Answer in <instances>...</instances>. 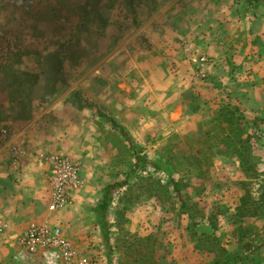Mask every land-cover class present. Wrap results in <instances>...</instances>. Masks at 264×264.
<instances>
[{
    "label": "rangeland",
    "instance_id": "374dc122",
    "mask_svg": "<svg viewBox=\"0 0 264 264\" xmlns=\"http://www.w3.org/2000/svg\"><path fill=\"white\" fill-rule=\"evenodd\" d=\"M12 3L26 15L35 6ZM51 6L54 29L66 38L53 47L59 55L50 58L52 77L78 84L72 105L87 113L82 132L73 131L75 153L82 190L98 196L78 217L90 230L84 245H72L77 264L191 262L189 248L202 244V234L232 243L243 193L257 209L243 223L256 228L253 239L262 244L264 125L252 124L264 120V0H52ZM2 78L27 85L34 75ZM171 181L179 183V196ZM17 255L10 264H35Z\"/></svg>",
    "mask_w": 264,
    "mask_h": 264
},
{
    "label": "crops",
    "instance_id": "0c3cea01",
    "mask_svg": "<svg viewBox=\"0 0 264 264\" xmlns=\"http://www.w3.org/2000/svg\"><path fill=\"white\" fill-rule=\"evenodd\" d=\"M34 1L31 14L26 15L13 5V0H0V29L16 35L21 51L0 72V128L11 122L23 150L18 164L12 165L7 151L0 149V264L11 263L16 239L33 225L60 227L74 247L84 245L90 229L82 227L78 217L93 198L98 202L97 195L81 190L63 211L52 214L47 210L50 193L44 159L58 153L79 162L73 131H80V121L87 112H79L72 105L76 82L64 84L53 80L50 58L59 55L53 47L60 46L66 38L54 29L52 0ZM65 6L70 13L75 11L69 1ZM48 19L50 22H46ZM27 58H35L37 63L27 64ZM24 70L34 75L27 85L24 81L8 84L2 78ZM86 216L89 218L90 214Z\"/></svg>",
    "mask_w": 264,
    "mask_h": 264
},
{
    "label": "built area",
    "instance_id": "2783aa9c",
    "mask_svg": "<svg viewBox=\"0 0 264 264\" xmlns=\"http://www.w3.org/2000/svg\"><path fill=\"white\" fill-rule=\"evenodd\" d=\"M16 35L0 29V71L18 53ZM0 149L6 150L12 165H17L22 157V146L12 123L0 128ZM47 165L46 180L50 198L49 213L63 211L73 203V195L83 189L80 164L62 154H49L44 159ZM15 257L18 262L33 261L35 264H77V254L72 244L65 238L60 228L52 225H33L16 239Z\"/></svg>",
    "mask_w": 264,
    "mask_h": 264
},
{
    "label": "trees",
    "instance_id": "16d2710c",
    "mask_svg": "<svg viewBox=\"0 0 264 264\" xmlns=\"http://www.w3.org/2000/svg\"><path fill=\"white\" fill-rule=\"evenodd\" d=\"M98 116L105 123L110 124L112 128L118 127L113 120L104 115L98 113ZM261 125H264L263 119H255L252 124L253 127H260ZM119 133L126 142H129V138L123 129H120ZM134 153L137 161L144 162V159L138 156L136 150ZM150 166L155 171L162 170L160 163H151ZM171 183L173 186L172 191L179 196V183L175 181H171ZM234 211L233 216L236 221L231 232L232 243L223 245L219 238L202 234L199 236L202 239V244L200 246L193 244V247L189 248L192 259L191 262L188 260L186 264H189V262L190 264H264V242L257 244L253 239L258 234H256V228L253 225H244L243 223L246 219L257 217V209L250 202L247 193L239 196L238 204ZM154 264H156V261Z\"/></svg>",
    "mask_w": 264,
    "mask_h": 264
}]
</instances>
